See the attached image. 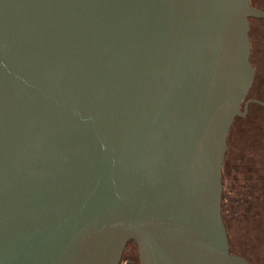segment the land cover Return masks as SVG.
I'll return each instance as SVG.
<instances>
[{
  "label": "water",
  "instance_id": "water-1",
  "mask_svg": "<svg viewBox=\"0 0 264 264\" xmlns=\"http://www.w3.org/2000/svg\"><path fill=\"white\" fill-rule=\"evenodd\" d=\"M249 18L250 0H0V264H120L130 243L138 264H249L221 213Z\"/></svg>",
  "mask_w": 264,
  "mask_h": 264
},
{
  "label": "rangeland",
  "instance_id": "rangeland-1",
  "mask_svg": "<svg viewBox=\"0 0 264 264\" xmlns=\"http://www.w3.org/2000/svg\"><path fill=\"white\" fill-rule=\"evenodd\" d=\"M263 128V120L252 123L250 117L237 118L222 172L234 195L233 210L229 216L237 248L245 244L242 239L246 240L248 235L254 238L264 234ZM222 184H225L223 178ZM258 242L247 241L252 245ZM261 247L264 248V245ZM125 251L120 264H126L127 254L136 255V248L131 244Z\"/></svg>",
  "mask_w": 264,
  "mask_h": 264
},
{
  "label": "flooded vegetation",
  "instance_id": "flooded-vegetation-1",
  "mask_svg": "<svg viewBox=\"0 0 264 264\" xmlns=\"http://www.w3.org/2000/svg\"><path fill=\"white\" fill-rule=\"evenodd\" d=\"M250 6L254 9L264 11V0H250ZM248 38L250 43L249 59L254 69V78L245 101L241 105V109L246 101H250L245 117L251 115L252 123H255L256 120H258V116H261V119H264V18H249ZM255 101L260 102L263 105L257 104ZM247 237H249L248 240L264 241V234L260 236L257 235L254 238L250 235ZM127 246L125 247V250ZM125 250L122 254L121 261L124 258ZM229 251L231 254L241 257L249 264H264V249L258 251L254 248L243 249L242 247H238V249L231 251L229 244ZM134 263L138 264L137 251L135 256L127 254L126 264Z\"/></svg>",
  "mask_w": 264,
  "mask_h": 264
},
{
  "label": "trees",
  "instance_id": "trees-1",
  "mask_svg": "<svg viewBox=\"0 0 264 264\" xmlns=\"http://www.w3.org/2000/svg\"><path fill=\"white\" fill-rule=\"evenodd\" d=\"M248 117H250V119H251V115H248L247 118ZM257 119L258 120H263V123H264V119L263 118L261 119V116H258ZM251 121H252V119H251ZM263 130H264V128H263ZM263 130H262V132H263ZM227 141H228V139H227ZM227 145H228V143H227ZM222 178H223V181L225 183V184H223V186L225 188L223 187V191L224 192H223V195H222V205H221V213H222V218H223L224 214L227 215L233 210L232 206H233V202H234V199H233L234 195H233L232 190L226 184L225 178L223 177V175H222ZM227 234H228V231H227ZM242 241L243 242L245 241V244H243V245L241 244V247L243 249H253L254 248V249L258 250V251L261 250V249H264L263 247H261V245H264V241H259L257 244H254V245H249V243H247V241H254V240H248V238L245 240V238H243ZM255 241H257V240H255ZM130 244L133 245L132 243H130ZM241 247H239V248H241ZM230 249H231V251L236 250L235 247L231 246V244H230Z\"/></svg>",
  "mask_w": 264,
  "mask_h": 264
}]
</instances>
